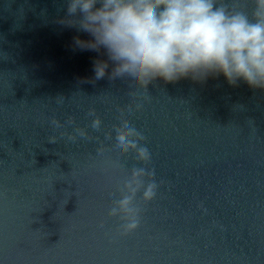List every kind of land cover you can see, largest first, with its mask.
I'll list each match as a JSON object with an SVG mask.
<instances>
[{
    "label": "water",
    "instance_id": "95a60500",
    "mask_svg": "<svg viewBox=\"0 0 264 264\" xmlns=\"http://www.w3.org/2000/svg\"><path fill=\"white\" fill-rule=\"evenodd\" d=\"M64 9L0 0V264H264V90L223 76L93 81L99 54L73 49L88 36L58 23ZM125 124L147 163L118 146L117 132L138 141ZM134 168L157 189L136 193L125 234Z\"/></svg>",
    "mask_w": 264,
    "mask_h": 264
},
{
    "label": "clouds",
    "instance_id": "9594fccd",
    "mask_svg": "<svg viewBox=\"0 0 264 264\" xmlns=\"http://www.w3.org/2000/svg\"><path fill=\"white\" fill-rule=\"evenodd\" d=\"M64 15L58 23L85 33L76 35L73 49L98 53L93 61V81L127 79L133 88L155 80L165 83L189 78L201 82L223 76L231 86L244 83L252 89L264 90V0H254L251 18L246 12L227 7L222 0H64ZM94 115V111L90 112ZM71 122V120L69 121ZM52 124H61L53 118ZM101 124L97 117L92 127ZM128 135L117 132L122 150H137V159L148 162L146 147H138L143 137L125 124ZM79 135L86 133L77 128ZM75 139V136H70ZM56 137H50L54 143ZM152 173L134 168L126 184L131 195L118 201L125 212L122 225L125 234L139 225V209L133 206L136 193L143 188V200L156 195L157 184L148 182ZM135 185V186H133ZM113 208L110 215H115Z\"/></svg>",
    "mask_w": 264,
    "mask_h": 264
}]
</instances>
